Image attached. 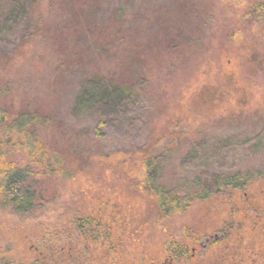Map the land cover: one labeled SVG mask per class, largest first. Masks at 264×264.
Returning <instances> with one entry per match:
<instances>
[{
    "label": "rangeland",
    "instance_id": "rangeland-1",
    "mask_svg": "<svg viewBox=\"0 0 264 264\" xmlns=\"http://www.w3.org/2000/svg\"><path fill=\"white\" fill-rule=\"evenodd\" d=\"M260 2L37 0L34 40L11 31L0 45L2 128L18 114L34 124L23 136L1 129L0 156L37 175L53 166L38 175L45 204L32 215L0 208V258L264 264ZM94 78L138 99L75 108ZM238 178L240 189L213 182ZM155 188L186 205L158 209Z\"/></svg>",
    "mask_w": 264,
    "mask_h": 264
},
{
    "label": "trees",
    "instance_id": "trees-1",
    "mask_svg": "<svg viewBox=\"0 0 264 264\" xmlns=\"http://www.w3.org/2000/svg\"><path fill=\"white\" fill-rule=\"evenodd\" d=\"M37 0H0V45L5 44V38L8 32L16 31L20 35V42L24 45H28L38 35L39 29L42 25V17L39 13H35L34 6ZM251 14L256 15L254 20L257 24H261L264 18V1L261 0L259 4H255L253 9L250 10ZM261 19V20H260ZM261 26V25H259ZM85 84V87L76 98V107L88 108L93 104H100L101 107L107 110L120 109L122 104L128 101H134L138 96L134 94V91L128 87H108L101 84V80L89 79ZM32 117V116H31ZM26 116L25 114H18L12 121L8 122L7 126L2 128L5 123L6 114L5 111H0V130L4 133H14L16 136L19 134L23 136L27 131L26 127L32 126L33 119ZM9 121V120H8ZM28 140V139H25ZM1 145V143H0ZM31 145V146H30ZM29 147V155H35V143L27 144ZM156 153L152 156L147 157L145 160V168L148 170L152 164L150 161H154ZM11 161V160H9ZM53 164H48L46 171L40 172L38 175L48 176L52 169ZM160 166V165H159ZM158 166V168H159ZM158 168L152 167L153 177L159 174ZM32 169H21L16 167L12 162L5 161L0 156V208L9 209L10 212L16 215L26 216L27 214L32 215L34 205L38 206V184H42L44 179L38 177ZM46 179V178H45ZM40 180V181H39ZM214 183L222 184V186H231L234 189H240L245 185V182L236 179H223L222 182L213 180ZM213 187V186H212ZM157 199L158 209L171 208V211H177L179 206L186 205L185 197H177L175 194H165L164 189H154ZM215 191H218L216 189ZM154 195V194H153ZM198 198V197H197ZM37 202V203H36ZM0 264H15L11 263L3 258H0ZM19 264V263H17ZM33 264H40L34 262Z\"/></svg>",
    "mask_w": 264,
    "mask_h": 264
}]
</instances>
